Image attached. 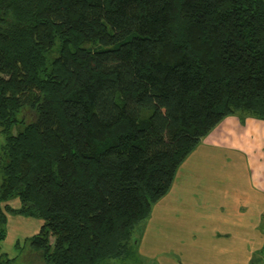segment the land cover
Masks as SVG:
<instances>
[{
	"label": "trees",
	"instance_id": "16d2710c",
	"mask_svg": "<svg viewBox=\"0 0 264 264\" xmlns=\"http://www.w3.org/2000/svg\"><path fill=\"white\" fill-rule=\"evenodd\" d=\"M239 113L264 121V0H0V243L9 215L43 221L0 264L131 256Z\"/></svg>",
	"mask_w": 264,
	"mask_h": 264
},
{
	"label": "crops",
	"instance_id": "0c3cea01",
	"mask_svg": "<svg viewBox=\"0 0 264 264\" xmlns=\"http://www.w3.org/2000/svg\"><path fill=\"white\" fill-rule=\"evenodd\" d=\"M259 120L240 113L226 117L180 167L171 191L154 207L161 216H155L153 254L146 251L155 264H264ZM10 205L18 208L20 202ZM28 219L16 221L18 227L29 226Z\"/></svg>",
	"mask_w": 264,
	"mask_h": 264
},
{
	"label": "rangeland",
	"instance_id": "374dc122",
	"mask_svg": "<svg viewBox=\"0 0 264 264\" xmlns=\"http://www.w3.org/2000/svg\"><path fill=\"white\" fill-rule=\"evenodd\" d=\"M219 128L220 125H218L213 131H211L206 137L212 136L219 130ZM2 140L3 136H0V142H2ZM262 149L264 151V146ZM9 216V222H7L6 227L7 235L6 238L1 241L0 254L4 252L7 253L10 257L18 255L20 256L23 255L22 250L27 249V247L25 248L24 244L25 239L27 237L33 236L38 231H40V228H38L37 232H35V229H37L39 223L41 224L43 223V221L35 217H27L21 215ZM155 216H161V214H156V209L154 208L151 216L136 227L133 235L134 241H136V246L134 248L133 254L125 259L115 260L113 261V264H155L153 262V259L147 257L148 252L153 254L155 248ZM25 219L30 220L29 226H23V223H21V226L18 227L16 221L20 220L21 222H23L22 220ZM18 242L19 246H17ZM143 245L147 246V248L143 247ZM146 250H148V252Z\"/></svg>",
	"mask_w": 264,
	"mask_h": 264
}]
</instances>
